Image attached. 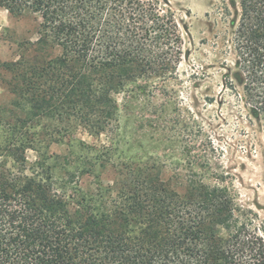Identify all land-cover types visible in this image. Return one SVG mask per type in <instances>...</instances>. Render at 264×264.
<instances>
[{
	"label": "trees",
	"instance_id": "trees-1",
	"mask_svg": "<svg viewBox=\"0 0 264 264\" xmlns=\"http://www.w3.org/2000/svg\"><path fill=\"white\" fill-rule=\"evenodd\" d=\"M226 1L236 7L224 42L234 54L227 84L264 131V0H224L223 14ZM0 7L38 19L36 39L19 41L17 58L0 64L12 105L28 104L32 116L72 117L97 134L111 122L115 92L131 81L164 82L181 59L177 23L159 0H0ZM5 142L0 264H264V221L219 183L190 180L178 194L159 171L151 174L154 165H121L126 176L108 195H60L27 168L22 139Z\"/></svg>",
	"mask_w": 264,
	"mask_h": 264
},
{
	"label": "rangeland",
	"instance_id": "rangeland-1",
	"mask_svg": "<svg viewBox=\"0 0 264 264\" xmlns=\"http://www.w3.org/2000/svg\"><path fill=\"white\" fill-rule=\"evenodd\" d=\"M159 1L181 36L173 77L126 83L113 94L110 124L96 134L72 117L32 116L28 104L13 106L0 68V147L16 134L28 147L27 168L47 176L60 195H108L106 188L124 178L121 165L147 164L178 194L190 180L219 183L264 221V131L247 120L226 79L234 54L224 42L236 7L226 1L230 14H223L224 0ZM37 27L33 15L0 7V64L16 59L17 43L35 40Z\"/></svg>",
	"mask_w": 264,
	"mask_h": 264
}]
</instances>
